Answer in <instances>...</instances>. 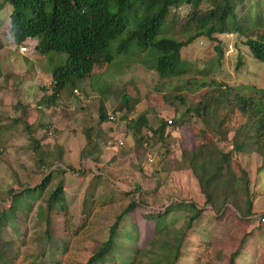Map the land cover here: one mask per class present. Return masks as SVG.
I'll list each match as a JSON object with an SVG mask.
<instances>
[{
    "label": "rangeland",
    "instance_id": "374dc122",
    "mask_svg": "<svg viewBox=\"0 0 264 264\" xmlns=\"http://www.w3.org/2000/svg\"><path fill=\"white\" fill-rule=\"evenodd\" d=\"M258 2L234 1L237 17L247 18L257 11L264 22V0ZM0 5V264H83L105 239L115 212L135 197L139 205L132 218L123 219L117 229L116 252L100 264L128 262L132 249H147L146 243L153 236V224L143 214L162 212L169 202L202 203L180 155L192 147L198 129L207 132L205 139L199 140L210 141L220 150H232V142L243 145L230 159L237 179L232 192L238 197L227 202L235 203L238 209L244 207L239 196L243 192L242 170L255 214L244 225L228 205L205 211L187 237V254L177 264H227L242 237L246 251L239 253L236 263L264 264V225L258 221L264 215V149L253 144L250 130L239 128L246 120L237 111L230 113L232 120L221 128L226 138L232 136L230 143L218 141L213 134L224 114L222 108L205 118L207 125L184 113L186 108L205 101L217 87L233 88L239 93L249 92V87L264 93V65L254 60L244 45L247 39L257 38L255 30L245 31L242 22L241 32L214 35L213 41L196 38L181 50L187 73L173 78L158 77L142 65L143 57L137 50H130L126 56L115 55L112 46L108 50L110 63L99 61L85 79L71 88L65 86L54 103L45 106L39 102L50 95V72L65 63V55H40L31 48L35 40L22 43L29 48V58L18 54L21 44H14L9 33L10 7L5 0H0ZM213 5V0H206L199 10ZM188 11L185 5L170 10L163 35L183 40L179 27ZM100 106L106 116L102 123L98 120ZM108 116L114 121H107ZM138 116L146 121L141 129L148 137L144 148L135 144L127 129L128 122ZM175 119L184 124H167L163 141L152 134L162 122L170 120L173 124ZM109 135L121 139L122 148L113 146ZM32 145H36V152ZM84 147L89 156L81 160L79 152ZM48 173L50 181L44 191L14 198L16 207L9 208L11 193L33 187ZM58 184L64 187L62 199L48 208L47 195ZM134 188L149 194L141 199L136 192L123 196ZM86 190L93 191V208L87 216ZM222 197L219 191L213 202H220ZM109 199L111 202H106ZM192 211H172L165 223L182 230ZM157 238L163 240L161 235ZM153 263L138 257L132 264Z\"/></svg>",
    "mask_w": 264,
    "mask_h": 264
},
{
    "label": "trees",
    "instance_id": "16d2710c",
    "mask_svg": "<svg viewBox=\"0 0 264 264\" xmlns=\"http://www.w3.org/2000/svg\"><path fill=\"white\" fill-rule=\"evenodd\" d=\"M204 1L206 0H5V4L10 7L9 33L14 44L20 45L25 40H35L36 44L33 49L36 53L65 55V63L53 68L50 72L52 84L50 95L39 102L45 106H51L65 86L71 88L76 81L85 79L91 73L92 68L99 64V61H102L103 65L110 63L112 56L108 50L112 46L115 55L126 56L130 50H137V54H142L143 57L141 64L152 69L158 77H181L188 70L181 54L184 47L196 38L213 41L214 35L231 31L241 32V24L244 22L245 31L255 30L258 34L257 38L247 39L244 45L250 56L264 65V22L259 19L257 11L253 16L239 19L235 13L234 1L236 0H213V7L200 11L199 6ZM181 5L188 6L189 11L179 27L184 39L176 40L164 36L163 28L170 18V10L178 9ZM145 58L148 61H145ZM246 89L249 92L239 93L233 88L217 87L205 101H199L196 105L186 108L184 113L195 116L206 124L205 118L215 110L222 108L224 114L214 128L213 134L219 137L218 141L223 139L224 143H230L232 136L231 139L230 136L226 138L227 134L221 128L232 120L229 118L230 113L237 111L238 115L246 120L239 128L250 130L253 144L257 145L260 150L264 149V93L253 91L249 87ZM105 117L104 108L100 106L98 108L99 122H104ZM177 124H184V122L175 119L171 127ZM145 125L146 121L143 116H138L127 124V129L131 130L135 144L142 147L148 142L147 134L141 132ZM166 126H168L166 122H162L152 131L159 141H163L162 135ZM24 129L28 130L26 125ZM197 132V134L194 133L195 142L192 147L187 151H182L180 155L182 163L186 164V169L196 181L198 192L203 198L202 206L196 208L190 202L188 204L169 202L162 212L156 214L144 212L143 218L151 220L154 228L153 236L146 243L148 248L132 249V256L128 257L131 259L121 264H132L138 257L153 260V264H177L182 260L183 255L187 254L186 250L190 244L187 237L206 208L211 211L223 209L228 205L243 223L248 224L253 219L252 202L247 190V176L242 170L239 174L243 179L241 187L243 192L239 196L243 198L244 207L238 209L235 203L227 202L229 199L238 197V193L232 192L233 189L235 190L237 179L230 168V159L233 152L241 151L243 145H236L232 142V150H220L210 141L199 140L205 139L207 132L203 129H198ZM237 132L238 129L235 130V135ZM93 147L91 152L95 149ZM36 149V145H32L34 152ZM85 150L84 147L79 152L81 160L89 156ZM59 155L60 153H58V158ZM65 170L74 173L71 167H66ZM49 174L33 187L11 193L9 208L16 207L12 200L14 198L22 197L28 192L44 191L50 181ZM219 191L223 193V197L220 202L218 200L213 202ZM92 192L88 193L86 190L85 193L89 195V208L85 210L86 216L93 208ZM133 192L137 193L139 199L149 194L139 188H134L129 192H124L123 196H128ZM62 196L63 187L62 184H58L47 195L48 208L59 202ZM106 202H111V200ZM138 205L139 202L134 197L122 209L115 212V218L106 231L105 239L83 264H100L105 261L106 257L110 260L111 254L116 252L114 242L120 222L125 218L130 220ZM179 208L193 211L186 217L184 228L175 230L165 223V219L168 214ZM132 224L134 227L135 223ZM158 235H161L163 240H159ZM244 238L240 239L236 250L229 255L227 264H237V256L244 248Z\"/></svg>",
    "mask_w": 264,
    "mask_h": 264
},
{
    "label": "crops",
    "instance_id": "0c3cea01",
    "mask_svg": "<svg viewBox=\"0 0 264 264\" xmlns=\"http://www.w3.org/2000/svg\"><path fill=\"white\" fill-rule=\"evenodd\" d=\"M28 41H30V40H25L24 42H28ZM24 42H22V43H24ZM30 42H31V41H30ZM22 43H21V45H22ZM18 47H19V46H18ZM31 48H32V50H33L34 46H32ZM17 50H18V48H17ZM17 52H18V51H17ZM18 54H20V55L23 56V57H28V58L31 56L30 53H29V48H28V51H27L26 53H19V52H18ZM38 80L41 81L42 79H39V78H38ZM50 80H51V78H50ZM114 135H116V134H114ZM114 135H113V136H112V135H109L110 138L112 139V144H113V146H115L114 143H115L116 140H121V139H117V136L114 137ZM111 136H112V137H111ZM121 141H122V140H121ZM121 148H122V147H121ZM117 149H118V148H117ZM194 181H195V180H194ZM195 185H196V181H195ZM196 188H197V185H196ZM197 190H198V188H197ZM63 192H64V187H63ZM202 204H203V201H202V203H201L200 205H195V204H194V205H195L196 208H200V207L202 206ZM208 209H209V208H206L205 211H210V210H208ZM253 210H254V207H253V205H252L251 213H252V215L254 216L255 212H254ZM205 211H204V212H205ZM204 212H203V213H204ZM203 213H202V215H203ZM244 225H248V224H247V223H244ZM260 225L263 226L264 224H260ZM262 230H263V229H262ZM242 251H243V252L246 251L245 246H244V248L242 249ZM251 260H252V259H251ZM255 263H256V261H255ZM261 263H262V262H261ZM249 264H252V262H250Z\"/></svg>",
    "mask_w": 264,
    "mask_h": 264
},
{
    "label": "built area",
    "instance_id": "2783aa9c",
    "mask_svg": "<svg viewBox=\"0 0 264 264\" xmlns=\"http://www.w3.org/2000/svg\"><path fill=\"white\" fill-rule=\"evenodd\" d=\"M27 51H28V49H27L26 46L20 45L18 47V52L19 53H26ZM107 121H109V122L110 121L111 122L114 121V117L108 116L107 117ZM166 124L171 125V121L167 120ZM114 144H115V147L118 148V149H120L123 146V142L121 140H116ZM148 162H152L151 159H148ZM258 221H259L260 224H264V215L262 217H260Z\"/></svg>",
    "mask_w": 264,
    "mask_h": 264
}]
</instances>
